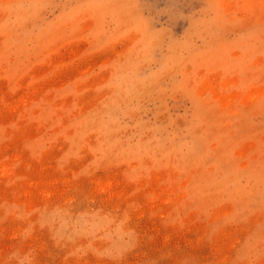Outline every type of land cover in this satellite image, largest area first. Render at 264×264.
<instances>
[{
    "label": "rangeland",
    "instance_id": "1",
    "mask_svg": "<svg viewBox=\"0 0 264 264\" xmlns=\"http://www.w3.org/2000/svg\"><path fill=\"white\" fill-rule=\"evenodd\" d=\"M0 264H264V0H0Z\"/></svg>",
    "mask_w": 264,
    "mask_h": 264
}]
</instances>
